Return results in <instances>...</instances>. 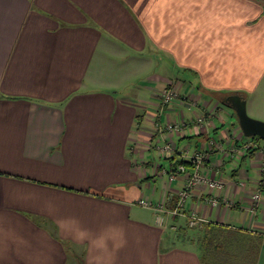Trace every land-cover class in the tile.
<instances>
[{"label": "crops", "instance_id": "crops-1", "mask_svg": "<svg viewBox=\"0 0 264 264\" xmlns=\"http://www.w3.org/2000/svg\"><path fill=\"white\" fill-rule=\"evenodd\" d=\"M157 54L171 73L153 86L121 94L108 78L114 59ZM263 83L254 0H0V264H264L263 153L217 96L264 118ZM172 86L162 110L152 95ZM197 150L222 189L195 187L186 215L141 204L176 208ZM212 227L237 233L207 247Z\"/></svg>", "mask_w": 264, "mask_h": 264}, {"label": "rangeland", "instance_id": "rangeland-1", "mask_svg": "<svg viewBox=\"0 0 264 264\" xmlns=\"http://www.w3.org/2000/svg\"><path fill=\"white\" fill-rule=\"evenodd\" d=\"M167 64H171L170 57H168L167 55H162V54L161 55L157 54L156 56L153 57L152 60L149 59V56H147L145 58L139 57L137 62H135L134 59H132L131 61H128L124 58H122V59L118 58V59H114V64L112 66H109L110 71L108 73L109 74L108 78H111L113 80H117L116 82L125 83V88L119 90V93L125 94L124 92L128 91L127 94H130V93L132 94V93H135L139 87H143V86L146 87L149 85L153 86L154 83L152 80H150V79H153L152 78L153 76L154 77L157 75L163 76L164 74L168 75L169 73H171L170 69H169L170 67H168ZM133 70H137V72L135 74H133V72H134ZM128 74H130L129 78L126 79ZM263 85H264V83H263ZM170 88H173L176 91V95L173 97V99H171V101L169 103H171L173 100L177 99L180 95L178 92L179 89H177L176 86H174V87L172 86ZM166 89H168V88L165 87L163 89H157V91H155L152 95V96H154V98L156 100H158L160 102L159 105H160V108L162 110H164L167 107V105L169 104V103L164 104V97L162 96ZM146 95L148 96L147 99H149L150 93L148 92ZM217 96L219 99H223L225 95L218 94ZM251 103L252 102H250V106H249V102H247L248 114L257 120L264 122L263 117H259V115L258 116L251 115V113H250ZM261 106L262 105H259L257 109L259 110V108ZM245 137H246V139L251 138L248 136H245ZM262 140L264 141V139H262ZM176 223H178V222H176ZM199 225L200 224L191 225L190 220H189L186 228L189 229V233H191V235H196L197 232H194V230L196 229V231H197L198 230L197 228H200ZM174 226H176L175 229L174 228L172 229V226L169 225V227L173 231L177 230L178 233L184 234L187 232V230H185V229L180 231L181 227H177L178 225L174 224ZM178 233L176 235V233L173 232V234H170V236H168V237H171L172 241L175 239H178V244H185V242L182 240L183 236L180 238ZM172 244H175V242H172Z\"/></svg>", "mask_w": 264, "mask_h": 264}, {"label": "built area", "instance_id": "built-area-1", "mask_svg": "<svg viewBox=\"0 0 264 264\" xmlns=\"http://www.w3.org/2000/svg\"><path fill=\"white\" fill-rule=\"evenodd\" d=\"M175 95H176V91L173 88L168 87V89H166L164 91V94L162 95L164 97V104L169 103ZM178 128H179V124H176V123H170L167 125V129L171 132L176 131ZM258 142L259 141L252 140L251 142H248L246 146H248L249 148H252V147H256L257 149L260 148V150H262L263 158L261 161V170H262V173H264V144L260 145ZM206 159H207V153L203 150H197L189 157V160L192 162L194 166V171L189 174L187 184L185 188L180 192V198H179L176 208L174 209L167 208L166 201L164 199L161 200L156 205L148 199H142L141 204L146 207L155 208L161 213L170 214L171 216H174V217L179 216V215H186L184 211L185 203L191 191L195 187L202 185V184L207 185L211 188H215V189H222L224 187V182L222 179L211 177L209 172H206L203 170V166L206 163ZM178 170L179 172H187V165L180 164L178 167ZM174 177H175L174 174H172L171 179H174ZM261 186H262V189H259L254 195V208L255 209L262 200V196H263L262 190L264 187V182H261ZM211 202L215 205H219L221 203L219 199H213ZM201 220L202 219L199 218L196 213H193L191 214V217H190V224L198 225L201 223ZM160 221L162 224L165 223V215H161Z\"/></svg>", "mask_w": 264, "mask_h": 264}, {"label": "water", "instance_id": "water-1", "mask_svg": "<svg viewBox=\"0 0 264 264\" xmlns=\"http://www.w3.org/2000/svg\"><path fill=\"white\" fill-rule=\"evenodd\" d=\"M224 103L235 110L240 126L248 137H256L264 139V122L251 117L247 111L246 98L238 93H230L224 98Z\"/></svg>", "mask_w": 264, "mask_h": 264}, {"label": "trees", "instance_id": "trees-1", "mask_svg": "<svg viewBox=\"0 0 264 264\" xmlns=\"http://www.w3.org/2000/svg\"><path fill=\"white\" fill-rule=\"evenodd\" d=\"M254 1L258 2L263 7V12H264V1L263 0H254ZM211 93H214V92L212 91ZM221 94H223V93H221ZM224 94H225V96H224V98H225L228 93L225 92ZM256 138L262 139L259 136L251 137V139H253V140H255ZM188 163H192V162L190 160L182 161L181 164L188 165ZM215 230H217V229L215 227H212L210 232L207 234L208 236L206 237V243H205L207 245V247L209 246L208 245L209 243L211 244V242H215L217 240V238L232 237V236L236 235V233H237V232H234L232 230H224L223 228L218 230V231H215ZM206 245H205V247H206ZM223 245H224V243L221 244V248H222ZM217 250H219V249H217ZM221 255L223 257H226L228 260H230V258L231 259L233 258V257H231L233 255H231L230 252H228V251L225 252V248L224 247H223V249L221 251Z\"/></svg>", "mask_w": 264, "mask_h": 264}]
</instances>
